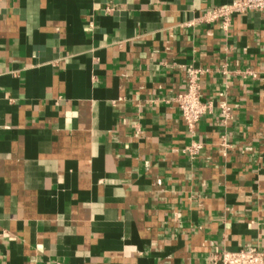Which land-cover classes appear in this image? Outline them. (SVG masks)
Here are the masks:
<instances>
[{"label":"crops","instance_id":"crops-1","mask_svg":"<svg viewBox=\"0 0 264 264\" xmlns=\"http://www.w3.org/2000/svg\"><path fill=\"white\" fill-rule=\"evenodd\" d=\"M230 2L0 0V264L264 251V9Z\"/></svg>","mask_w":264,"mask_h":264},{"label":"built area","instance_id":"built-area-1","mask_svg":"<svg viewBox=\"0 0 264 264\" xmlns=\"http://www.w3.org/2000/svg\"><path fill=\"white\" fill-rule=\"evenodd\" d=\"M263 9L264 0H231L229 4L215 7L209 11V18H223L226 20L235 12L260 11ZM202 71L201 69L188 67L186 70V89L173 98L182 118L191 129L205 112V105L200 101L199 90V79ZM220 106L222 112L227 113L229 111L226 103L222 102ZM220 259L222 264H264V251L255 246H246L235 251H222Z\"/></svg>","mask_w":264,"mask_h":264}]
</instances>
